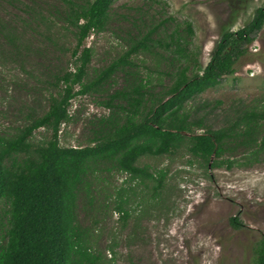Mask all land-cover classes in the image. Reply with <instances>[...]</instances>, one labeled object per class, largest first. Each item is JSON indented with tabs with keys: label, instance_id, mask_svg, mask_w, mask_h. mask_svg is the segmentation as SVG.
<instances>
[{
	"label": "rangeland",
	"instance_id": "obj_1",
	"mask_svg": "<svg viewBox=\"0 0 264 264\" xmlns=\"http://www.w3.org/2000/svg\"><path fill=\"white\" fill-rule=\"evenodd\" d=\"M22 3L33 10H24ZM262 5L264 0H113L106 27L91 31L84 41L92 56L83 82H92L155 29L149 48L132 53L129 63L102 85L71 100L61 145H93V131L100 130L102 119L114 113L123 118L117 106L124 99L106 104L119 91L146 84L144 112L164 94L172 84L171 74L186 63L174 53L171 34L186 45L189 62L197 58L204 67L222 33L245 26ZM65 9L61 0H0V135H11L30 115L44 113L50 97L63 87L54 85L53 76L76 68L75 29L65 20ZM187 22L192 34L186 31ZM11 29L18 49L8 42ZM252 36L236 72L186 103L190 120L203 123L193 126L190 135L227 127L244 109L264 106V26ZM50 134L40 128L31 142ZM252 150L230 142L219 160L233 161L231 168L202 166L183 148L171 155L141 156L138 165L167 172L154 201L152 181H146V187L111 162L97 161L76 202L87 246L100 254L97 264H256L257 244L264 237V148L248 162ZM122 196L130 212L126 220L114 208ZM234 218L240 227L232 226Z\"/></svg>",
	"mask_w": 264,
	"mask_h": 264
},
{
	"label": "trees",
	"instance_id": "obj_2",
	"mask_svg": "<svg viewBox=\"0 0 264 264\" xmlns=\"http://www.w3.org/2000/svg\"><path fill=\"white\" fill-rule=\"evenodd\" d=\"M61 1L66 5L65 20L75 29L76 46L72 56L77 65L74 71L53 76L54 85L63 84V87L56 96L50 97L44 113L30 115L11 135H0V264H97L100 254L91 252L87 246L86 233L78 224L76 202L80 187L99 160L111 162L114 168L125 172L138 184L147 187L146 181H152L150 200L154 201L161 195L167 172L164 169L152 172L149 166L138 165L143 155H171L183 148L200 159L202 166L231 168L233 161L219 160L230 150V142L253 148L248 162L256 160L264 148L263 105L244 109L227 127L191 135L192 127L203 123L202 120L191 121L186 108L193 96L216 87L225 76L236 72L238 60L254 40L252 34L264 26V5L255 10L245 26L222 33L204 67L197 58L189 62L186 45L179 37L175 38V33L171 34L174 53L186 63L171 74L172 84L164 94L144 112L141 107H145L146 91L143 89L146 84L115 93L106 104L111 105L116 98L124 99L125 103L117 106L124 117L114 116V113L102 119L100 130L93 131V145L62 146L60 131L71 119V100L102 85L129 63L127 58L132 53L148 49L150 34L155 29L135 41L125 56L113 61L86 84L83 80L92 49L85 47L84 41L91 31L106 27L113 0ZM23 5L24 10H33L30 5ZM185 25L187 33L192 34L190 22ZM6 36L13 47H20L16 45L17 37L12 29ZM190 64L194 67L191 75ZM77 85L80 89L75 91ZM40 128L51 134L34 144L31 139ZM124 199L123 196L117 199L114 208L126 220L130 212ZM231 223L235 228L240 227L237 218ZM256 253V264H264V237L257 244Z\"/></svg>",
	"mask_w": 264,
	"mask_h": 264
}]
</instances>
